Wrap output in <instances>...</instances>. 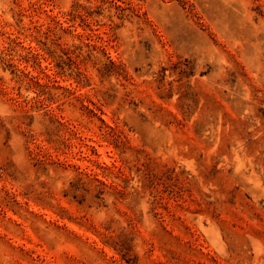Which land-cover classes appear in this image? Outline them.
Masks as SVG:
<instances>
[{"label": "rangeland", "instance_id": "1", "mask_svg": "<svg viewBox=\"0 0 264 264\" xmlns=\"http://www.w3.org/2000/svg\"><path fill=\"white\" fill-rule=\"evenodd\" d=\"M0 264H264V0H0Z\"/></svg>", "mask_w": 264, "mask_h": 264}, {"label": "bare ground", "instance_id": "2", "mask_svg": "<svg viewBox=\"0 0 264 264\" xmlns=\"http://www.w3.org/2000/svg\"><path fill=\"white\" fill-rule=\"evenodd\" d=\"M213 235H214V237H216V234L215 233H213Z\"/></svg>", "mask_w": 264, "mask_h": 264}]
</instances>
